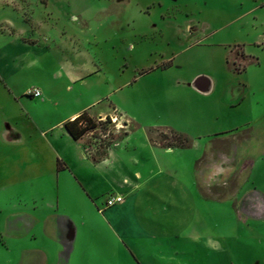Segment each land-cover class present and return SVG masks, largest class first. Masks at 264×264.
Returning a JSON list of instances; mask_svg holds the SVG:
<instances>
[{"label":"rangeland","instance_id":"1","mask_svg":"<svg viewBox=\"0 0 264 264\" xmlns=\"http://www.w3.org/2000/svg\"><path fill=\"white\" fill-rule=\"evenodd\" d=\"M81 110L109 114L94 119L130 155L153 145L210 246L264 264V0H0V264L19 256L11 202L59 195L42 196L29 119ZM97 131L84 145L100 153Z\"/></svg>","mask_w":264,"mask_h":264},{"label":"crops","instance_id":"2","mask_svg":"<svg viewBox=\"0 0 264 264\" xmlns=\"http://www.w3.org/2000/svg\"><path fill=\"white\" fill-rule=\"evenodd\" d=\"M84 112L55 122L29 119L41 141L28 134L32 152L47 161L36 171L45 187L42 196L48 198L46 188L59 195L56 201L11 202L10 242L19 255L14 263L234 264L228 248L210 246L211 236L197 228L196 202L187 188L172 175L155 172L157 150L149 141L148 158L128 154L120 142L102 157L86 148L85 136L72 138L65 123ZM17 129L10 130V138L19 146ZM112 195L124 201L106 208Z\"/></svg>","mask_w":264,"mask_h":264},{"label":"trees","instance_id":"3","mask_svg":"<svg viewBox=\"0 0 264 264\" xmlns=\"http://www.w3.org/2000/svg\"><path fill=\"white\" fill-rule=\"evenodd\" d=\"M107 120H111V118H107ZM101 121L95 120L93 117L89 115V113L84 112L79 117H77L73 121H68L65 123V128L72 136V138L76 141H79L87 134L91 133L92 131L99 130L97 132H103L107 134V130L104 128V123H100ZM104 134V135H105ZM121 138L118 140L115 138L114 135L109 134V137L105 140H102L103 144H100L101 148H104V151L100 152L102 157L107 155V149L111 147L113 144L117 143ZM117 141V142H116Z\"/></svg>","mask_w":264,"mask_h":264},{"label":"built area","instance_id":"4","mask_svg":"<svg viewBox=\"0 0 264 264\" xmlns=\"http://www.w3.org/2000/svg\"><path fill=\"white\" fill-rule=\"evenodd\" d=\"M27 96L31 97V98H39L42 96V92L38 89V88H34V89H29L26 92ZM109 137V134H105L103 135L104 139H107ZM124 201V197L120 196V195H112L107 199L106 202V208L112 207L114 205H117L119 203H122Z\"/></svg>","mask_w":264,"mask_h":264}]
</instances>
